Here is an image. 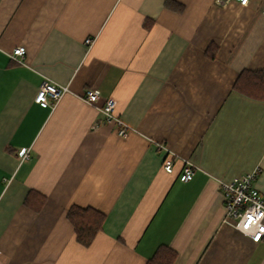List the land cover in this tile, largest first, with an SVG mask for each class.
Instances as JSON below:
<instances>
[{
  "label": "crops",
  "instance_id": "obj_1",
  "mask_svg": "<svg viewBox=\"0 0 264 264\" xmlns=\"http://www.w3.org/2000/svg\"><path fill=\"white\" fill-rule=\"evenodd\" d=\"M263 11L264 0H0V264H147L164 247L173 264H264V239L224 223L220 185L258 170L264 196V99L234 87L264 69ZM44 80L69 87L54 108L35 101ZM89 87L94 104L81 99ZM109 97L126 135L99 109ZM185 159L197 166L187 182ZM73 206L105 216L88 246Z\"/></svg>",
  "mask_w": 264,
  "mask_h": 264
},
{
  "label": "built area",
  "instance_id": "obj_2",
  "mask_svg": "<svg viewBox=\"0 0 264 264\" xmlns=\"http://www.w3.org/2000/svg\"><path fill=\"white\" fill-rule=\"evenodd\" d=\"M229 1L216 0L218 4H226ZM236 1L241 5H248L250 2V0ZM94 41L93 38H87L85 42L91 47ZM25 53V46H17L9 56L16 61L23 62ZM67 92H69L68 85H62L52 80H44L39 86L35 101L43 107L54 108ZM81 99L86 103L94 104L99 99V93L94 88L89 87L81 95ZM116 105V99L109 97L105 106L99 109L109 121H115L119 125L121 135H126L129 126L115 114ZM157 146L160 150L166 152L163 168L165 171L172 173L175 166L174 152L163 142H158ZM20 156L23 159L28 158V151L21 152ZM183 162L184 166L180 173V179L187 182L193 179L197 166L187 159ZM257 176L258 170H253L243 173L231 181H220L224 192V223L248 236L253 243L261 242L264 239V196L254 184Z\"/></svg>",
  "mask_w": 264,
  "mask_h": 264
},
{
  "label": "trees",
  "instance_id": "obj_3",
  "mask_svg": "<svg viewBox=\"0 0 264 264\" xmlns=\"http://www.w3.org/2000/svg\"><path fill=\"white\" fill-rule=\"evenodd\" d=\"M172 4V3H171ZM234 87L249 97L264 99V69H245L235 82ZM37 194H29L26 201L30 203ZM75 228L77 240L88 246L103 228L105 216L92 208L73 206L67 214ZM176 252L170 248H162L147 264H173Z\"/></svg>",
  "mask_w": 264,
  "mask_h": 264
}]
</instances>
